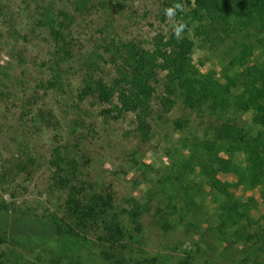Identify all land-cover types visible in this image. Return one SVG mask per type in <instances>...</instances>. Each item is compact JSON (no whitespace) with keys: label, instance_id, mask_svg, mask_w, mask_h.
<instances>
[{"label":"rangeland","instance_id":"374dc122","mask_svg":"<svg viewBox=\"0 0 264 264\" xmlns=\"http://www.w3.org/2000/svg\"><path fill=\"white\" fill-rule=\"evenodd\" d=\"M0 264H264V0H0Z\"/></svg>","mask_w":264,"mask_h":264},{"label":"trees","instance_id":"16d2710c","mask_svg":"<svg viewBox=\"0 0 264 264\" xmlns=\"http://www.w3.org/2000/svg\"><path fill=\"white\" fill-rule=\"evenodd\" d=\"M148 88H145L143 91L133 94L131 97L127 98L126 100H123L121 103V106L116 105V111L118 115L122 116L125 112H134L137 113L139 126L142 130L146 127V121L149 117L148 114H150V93L147 92ZM189 103L194 102V98L189 97L188 99ZM163 105L165 107L169 106L172 101L169 99L163 100Z\"/></svg>","mask_w":264,"mask_h":264},{"label":"clouds","instance_id":"9594fccd","mask_svg":"<svg viewBox=\"0 0 264 264\" xmlns=\"http://www.w3.org/2000/svg\"><path fill=\"white\" fill-rule=\"evenodd\" d=\"M182 9V5L180 4V3H176L175 5H174V7H172V8H168V9H166L165 10V15L167 16V17H169V18H172V17H174L175 16V14H176V11L177 10H181ZM173 27H174V34L176 35V36H179L180 34H181V32L184 30V25H179V26H177V25H173Z\"/></svg>","mask_w":264,"mask_h":264}]
</instances>
